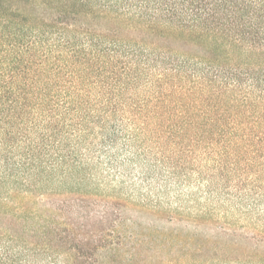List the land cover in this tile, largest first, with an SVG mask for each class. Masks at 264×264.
Segmentation results:
<instances>
[{
  "label": "trees",
  "instance_id": "16d2710c",
  "mask_svg": "<svg viewBox=\"0 0 264 264\" xmlns=\"http://www.w3.org/2000/svg\"><path fill=\"white\" fill-rule=\"evenodd\" d=\"M186 155L194 264H264V0H0V264H99L125 204L84 187Z\"/></svg>",
  "mask_w": 264,
  "mask_h": 264
},
{
  "label": "rangeland",
  "instance_id": "374dc122",
  "mask_svg": "<svg viewBox=\"0 0 264 264\" xmlns=\"http://www.w3.org/2000/svg\"><path fill=\"white\" fill-rule=\"evenodd\" d=\"M181 158L170 170L167 164L147 165L141 158L135 159L134 164L125 162L118 171L110 172L103 182L84 187L114 194L125 204L113 232L121 246L100 250L99 264L196 262L195 227L203 222L194 218V210L208 206V185L203 178L208 168L204 163L199 166L190 155ZM40 208L39 212L46 213ZM206 230L201 225L199 235L204 240L199 243H205Z\"/></svg>",
  "mask_w": 264,
  "mask_h": 264
}]
</instances>
